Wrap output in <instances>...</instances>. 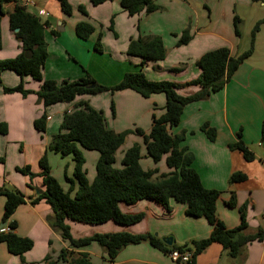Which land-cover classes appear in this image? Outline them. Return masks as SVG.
<instances>
[{"label":"crops","instance_id":"crops-1","mask_svg":"<svg viewBox=\"0 0 264 264\" xmlns=\"http://www.w3.org/2000/svg\"><path fill=\"white\" fill-rule=\"evenodd\" d=\"M69 1L74 7L71 15L62 11L58 0H30L25 4L30 12L48 23L45 28L48 47V57L43 68L45 79L57 82L75 80L89 72L98 83L114 85L125 73L136 70L141 63L140 57L131 56L127 52L130 40L138 36L158 35L166 46V58L147 62L144 65L146 76L151 80H170L178 83L181 85L179 91L183 95H190L200 89L198 85L186 83L197 79L201 74L197 61L204 53L227 47L232 56H237L248 49L243 42L246 34L242 27L247 19H241L240 36L236 34L234 24V7L239 4L250 5L248 0H155L160 6L159 10L150 14L142 11L133 16L122 8L121 0L107 1L97 6L90 0ZM211 2H218L221 8H215ZM17 3L24 4L22 0H12L3 6V45L0 49V59L16 57L22 51L21 42L17 39L15 30H12L9 19ZM79 5L86 8L88 15L78 11ZM202 5L208 8L209 19L200 18L201 12L205 14ZM162 7L166 9L161 10ZM173 10L183 16H192L195 12L198 19H177L172 16ZM81 21L89 22L95 28L88 39H82L76 34V25ZM187 28L192 34V39L187 44L178 45L182 32ZM56 31L57 33H54ZM99 34L102 52L95 49ZM259 43L264 48V24L257 34L253 54L240 64L224 88L206 99L188 104L180 123L172 128L173 133L185 132L184 145L195 156L193 166L203 185L221 192L217 202L219 218L228 228H234L241 222L239 208L246 205L248 232L251 233L264 227V51ZM100 56L105 58L103 64H100L98 59L102 58ZM92 61L96 62L93 67L99 69L92 67ZM1 76L4 86L15 87L24 82L25 88L33 91L26 96L20 92L6 93L0 84V124L5 125L7 129L6 133L0 132V157L5 159L0 163V187L14 188L25 195V202L16 208L10 222L15 221V232L19 236L31 238L34 245L21 256L11 254L6 243L0 242V264H45L46 256L57 259L64 248H73L70 242L50 225L53 214L50 205L44 199L36 204L31 202L39 189H44L39 161L45 153L54 175L56 163L60 164L61 171L67 177H73L74 162L60 161L62 158L69 160L72 157H62L48 149L52 136L59 129L64 112L80 101H88L94 108L104 112L109 128L120 131L115 124L117 115H110L107 111L114 100L115 109L119 107L121 110L129 105L137 107L139 118L135 113L131 117V111L125 113L129 119L137 120V126L149 132L152 115H161L164 112L166 96L158 93L146 98L132 89H124L113 94L102 92L82 95L71 103L59 102L45 108L34 93L40 87L39 81L31 76L22 78L12 70L3 71ZM143 108L141 115L140 110ZM45 110L51 118L47 119L46 130L42 132L36 129L35 120ZM206 122L217 131L214 141L200 129ZM240 139L254 153L253 160L247 161L239 150L229 148L230 143ZM138 142L142 145V157L147 156L143 140ZM83 153L86 163L88 159L97 163L99 152L83 149ZM162 160L146 168L141 159V165L146 170L159 166L161 173L170 171L168 166V169L165 167V158ZM27 165L35 176L30 177L18 170V167ZM235 172H243L247 178L230 184V176ZM87 173L89 181H93L96 173L89 174L88 169ZM62 186L64 189L69 188ZM232 192L236 198L235 206L228 204ZM5 201V196H0V228L4 226L2 219ZM170 206L172 210L169 212L154 200H140L132 205L122 204L124 212H143L144 218L129 226L113 221L87 224L94 227L83 228L81 234H75L73 220L67 222L76 238L94 233L128 231L152 233L163 241L172 237V244L184 245L194 239L211 235L213 228L206 218L190 216L186 212V205L173 199L170 200ZM73 251L75 254L89 253L93 264H186L173 261L168 253L145 241L125 246L114 261L108 258L96 242L86 247L73 248ZM195 264H264V240L247 244L242 254L237 257H231L222 244L213 242L196 256Z\"/></svg>","mask_w":264,"mask_h":264},{"label":"trees","instance_id":"trees-1","mask_svg":"<svg viewBox=\"0 0 264 264\" xmlns=\"http://www.w3.org/2000/svg\"><path fill=\"white\" fill-rule=\"evenodd\" d=\"M10 1L12 0H0V49L3 45L1 15L4 14L3 6ZM58 1L66 15L73 13L74 7L69 0ZM90 1L97 6L112 0ZM252 1L264 3V0ZM121 6L131 16L140 14L142 11L150 14L160 9L155 0H121ZM78 10L88 15L83 5H79ZM9 19L12 30L19 29L15 34L21 42L22 51L16 57L0 59V84L3 85L1 75L5 70L15 71L22 78L31 76L40 82L39 89L34 93L37 94L45 108L59 102L71 103L82 95H95L102 92L113 94L124 89H132L146 98L158 93L166 96L164 112L161 115L155 113L152 115L150 131L146 132L139 127L134 129V132L142 137L146 154L154 163L157 164L165 158L170 171L163 173H159L158 167L147 170L142 167V145L138 142L125 150L121 166H115L116 153L124 144L130 131L117 132L109 128L104 112L94 108L88 101H80L72 109L64 112L59 130L52 136L48 149L62 157H72L73 177L69 178L66 175L69 188L64 189L52 174V168L47 153H45L39 161L44 189H39L37 196L31 202L36 204L44 199L50 205L53 211L49 221L50 225L54 230L59 231L73 248L86 247L96 242L106 252L108 258L114 261L125 246L145 241L168 254L174 250L192 251V259L188 264H195L196 256L213 242L222 244L231 257H237L242 254L247 244L264 240V227L252 233L248 232L246 205L239 208L241 222L234 228H228L219 218L217 202L221 192L203 185L199 173L193 166L195 156L184 145L185 132H172V128L180 123L188 104L206 99L212 93L222 90L240 64L253 54L256 37L264 24V19L258 20L255 24L248 50L232 56L229 48L221 47L208 51L199 58L197 64L201 68V74L197 79L186 84L198 85L200 89L190 95H183L179 91L180 84L170 80H151L144 72V65L147 62H156L166 58L167 50L161 36H138L130 40L127 52L131 56L140 57L141 63L136 70L125 73L123 78L114 85L98 83L89 72L75 80L66 79L57 82L43 77V68L48 57L45 39V28L48 23L41 21L40 17L30 12L26 5L19 3L10 13ZM111 19L113 28L114 15ZM240 23V17L235 15L234 24L238 36L241 35ZM94 30V26L86 21L78 22L76 25V34L82 39H88ZM191 39L192 34L187 28L182 32L178 45L187 44ZM95 49L98 52L103 50L101 34L96 40ZM3 88L6 93L20 92L24 96L33 92L25 88L24 82L15 87L3 85ZM111 109L112 115L115 116L114 100L111 101ZM47 117L48 113L45 110L35 120L36 129L42 132L46 130ZM200 129L211 141L216 139L217 131L209 123L202 124ZM6 130V126L0 124V132L6 133ZM229 148L239 150L247 161L255 157L241 139L230 143ZM83 149L99 152L93 181H89L87 177ZM4 161V157H0V163ZM18 170L30 177L35 176L28 165L18 167ZM246 178L245 173L235 172L230 176L229 182L233 184L244 181ZM29 186L31 187V184ZM0 196L6 198L2 220L4 226H10L8 232H0V242L6 243L11 254L22 256L33 247L34 242L29 237L19 236L15 232L16 223L15 221L10 222V218L16 208L25 202V195L14 188L0 187ZM172 199L185 204L186 212L190 216L206 218L213 228L211 235L203 239H194L184 245L172 244L171 246L152 233L118 231L94 233L76 238L67 222L73 220L84 224H102L113 221L129 226L141 221L144 213L124 212L122 204L132 205L140 200H154L170 212L172 210L170 200ZM228 204L230 206L237 204L234 192ZM73 248H64L57 259L46 256L45 264H93L89 253L75 254Z\"/></svg>","mask_w":264,"mask_h":264},{"label":"rangeland","instance_id":"rangeland-1","mask_svg":"<svg viewBox=\"0 0 264 264\" xmlns=\"http://www.w3.org/2000/svg\"><path fill=\"white\" fill-rule=\"evenodd\" d=\"M248 1H250V5H241V4H239L236 7H234V9L236 11V15L238 14V16L240 17V19H247V21L242 24V27H243L244 32L246 34V39L243 42L246 43V45H247V47L249 49L250 42H251V32H252L255 24L257 23V21L259 19H264V4H262L261 2H253L252 0H248ZM217 3L216 2H211V4H213V6H215V8L220 9L221 7H220L219 3L218 4ZM176 5L177 4H174V6H176ZM202 8L205 10V14H203L201 12L200 13V18L201 19H209L208 18V16H209L208 15V13H209L208 8L207 7H204L203 5H202ZM164 9H166V8H163L162 7L161 10H164ZM172 16L176 17L177 19H198V18H196L195 12L192 14V16H190V14H188L187 16H183V14L180 15L179 12H177V10H173ZM261 28H262V26H261ZM259 46L264 51V48L262 47V45L260 43H259ZM100 57H102L101 59L98 58L99 61H100V64H103V61H105V58L103 56H100ZM95 63L96 62L92 61V67H93V65ZM94 69H99V68H94ZM110 108L111 107L109 105L107 111L111 115L112 109H110ZM115 111H116L115 116L117 115L116 120H115V124H117L116 127L119 128V130H120V131H117V132L130 131V133H128L127 136H126V139H125L124 144L118 149V151L116 153V163H115V166L120 167L121 160L123 158V155H124L125 150H127L129 147H131L135 142L141 141L142 140V137L139 136L138 134H136L134 132V129H136V128L139 127V126L136 125V123H137L136 121L137 120L129 119L128 116H127V114L125 113V112L131 111V117H133V114L134 113L138 117L139 114H138L137 107H133V106L129 105L127 108H124V109L121 108V110L118 107L117 109H115ZM142 112H144V108L140 110V114L141 115H142ZM139 128H141V127H139ZM142 129H143V127H142ZM66 159L67 158H62L60 161H72L73 162L72 158H69V160H66ZM142 163H143L144 167H146V168H150L153 165H155L154 162L152 161V159L149 158L148 156H144L142 158ZM164 163H165L166 169H168L165 161H164ZM85 169H86V171H87V169L89 170V174L90 173L92 174V172L95 174L96 173V163H95V161L93 162L91 159H88L87 163L85 164ZM54 173L58 177V181L60 183H62V185L69 186V183L66 180L65 173L63 171H61L60 164L57 165L56 163H54ZM159 173H161L160 172V169H159ZM72 223H73L72 226L73 227H76V233L75 234H79V233L81 234L83 228L85 229L87 227H94V226H90V225L83 224V223H80V222H75V221H73Z\"/></svg>","mask_w":264,"mask_h":264},{"label":"built area","instance_id":"built-area-1","mask_svg":"<svg viewBox=\"0 0 264 264\" xmlns=\"http://www.w3.org/2000/svg\"><path fill=\"white\" fill-rule=\"evenodd\" d=\"M22 2L25 4H28L30 2V0H22ZM44 11H42L43 13ZM51 117L48 116L47 119H50ZM263 142H264V139H263ZM10 230V226L9 225H6V226H2L0 228V232L1 233H6ZM192 254L193 252L192 251H185V252H180L178 250H174L172 252L169 253L171 259L173 261H176L178 263H190V260L192 259Z\"/></svg>","mask_w":264,"mask_h":264},{"label":"water","instance_id":"water-1","mask_svg":"<svg viewBox=\"0 0 264 264\" xmlns=\"http://www.w3.org/2000/svg\"><path fill=\"white\" fill-rule=\"evenodd\" d=\"M18 30H19V29L16 28V29H15V32H17ZM164 241H165L167 244H169V245H171V244L173 243V239H172V237H168V238L164 239Z\"/></svg>","mask_w":264,"mask_h":264}]
</instances>
